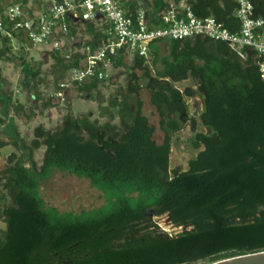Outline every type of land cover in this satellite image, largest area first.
<instances>
[{
  "label": "trees",
  "instance_id": "obj_1",
  "mask_svg": "<svg viewBox=\"0 0 264 264\" xmlns=\"http://www.w3.org/2000/svg\"><path fill=\"white\" fill-rule=\"evenodd\" d=\"M1 1L3 29L15 39L20 56L12 57L10 40L0 35V126L8 138L0 139V148L15 150L0 169V264H210L264 251V78L254 51L245 49L241 60L224 43L193 37L157 40L147 59L124 58L120 52L112 67L124 69L125 84L106 102L100 88L107 78L72 87L81 99L99 104L104 122L75 116L68 105L54 129L37 125L26 142L13 117L30 120L36 111L56 107L59 85L83 66L81 49L105 43L108 25L99 19H67L68 33L57 39L74 44L47 51L54 91L44 97L43 63L27 59L22 49L27 39L4 14L16 4L25 8L28 0H12L6 7ZM116 1L127 16L145 9L151 20L170 3ZM185 1L196 17H212L231 33L239 31L236 0ZM248 1L252 17L264 22V0ZM80 26L88 37L77 43ZM15 61L24 103L15 100L2 75L1 64ZM188 78L195 90L175 87ZM142 90L158 114L161 144L153 140L155 128L143 115ZM195 96L202 101L197 122L207 132L195 134L191 146L197 154L187 170L170 174L174 136L197 123L187 103ZM41 148L38 167L34 152ZM54 170L88 180L107 204L81 214L46 209L39 184ZM164 215L183 230L175 235L161 231L153 219Z\"/></svg>",
  "mask_w": 264,
  "mask_h": 264
},
{
  "label": "built area",
  "instance_id": "obj_2",
  "mask_svg": "<svg viewBox=\"0 0 264 264\" xmlns=\"http://www.w3.org/2000/svg\"><path fill=\"white\" fill-rule=\"evenodd\" d=\"M236 1V17L240 25L236 33H231L212 17H196L185 0L171 1L154 20L145 9L138 10L134 17L127 16L116 0H50L38 16H29L24 7L16 4L8 7L4 14L13 22V30L21 32L29 44L48 45L55 51H62L65 47V39H57V35H67V19L81 17L86 22L99 19L107 23V41L97 48L83 47L80 51L84 54L83 66L71 70L59 85L60 90L54 96L63 98L70 87L86 84L95 78H107L112 59L120 52L124 58L137 55L147 59L150 45L162 38H208L224 43L241 60L246 59L244 50L250 49L258 58V70L264 78V22L252 17L253 8L248 0ZM3 27L0 17V35L8 38L10 43L15 41Z\"/></svg>",
  "mask_w": 264,
  "mask_h": 264
},
{
  "label": "rangeland",
  "instance_id": "obj_3",
  "mask_svg": "<svg viewBox=\"0 0 264 264\" xmlns=\"http://www.w3.org/2000/svg\"><path fill=\"white\" fill-rule=\"evenodd\" d=\"M165 1L171 2V0ZM11 2L12 0H2L1 4L3 7H6ZM49 2L50 0H28L25 9L28 10L29 13L32 11L43 10ZM87 37L88 35L86 34L85 29L83 26H80L76 42L82 43L87 39ZM10 46L12 57L18 59L20 52L16 49L15 41H11ZM50 48L51 47L48 45L32 46L28 42L23 45L22 48L23 53L28 60H41L43 63L42 77H44L48 82L47 88H43L41 86L44 97L52 96L54 91L52 75L50 74L53 61L47 54V51H49ZM64 50L66 49H63V51ZM15 62L2 63V75L6 81H8L15 100L24 103L26 102V97L20 83L22 77L20 75V69L17 66L18 61ZM124 84V69L112 67L108 73L107 81H105L103 86L100 88L104 101L106 102V100L115 93L116 89ZM175 87L182 92L187 88L196 89V85L193 83L191 78H188L180 83H176ZM141 99L143 102V115L148 119L149 124L155 128L153 140L156 144H161L164 134L159 129L158 114L154 107L150 104V94L146 90H142ZM53 103L56 107L48 108L42 111V113L36 111L30 120H28L24 115L13 117L14 123L19 127L21 137L26 142H29L33 138V129L37 125L42 124L46 128L54 129L61 122L62 115L66 112L68 105L72 108V112L75 116L88 115L90 119H98L100 122H104L106 120V118H99V104L97 102H93L88 99H81L75 88L72 87L67 90V94L64 95L63 98L54 97ZM187 103L189 106V116H193L197 122V115L194 116V112H197L198 114V111L202 109L201 98L195 96L192 99H187ZM3 129L4 127L0 126V130ZM198 132H207V130L202 128L198 122L192 126H190L189 123L182 131L174 136L170 154V174H172V171L174 170H187V163L189 159L195 157L197 154V151L192 148L191 142L194 139L195 134ZM0 139L8 141V138L2 134L0 135ZM13 151L15 150L12 147L0 148V169L6 165V158ZM43 152L44 148L34 152V160L37 162L38 167L42 164ZM39 196L46 209L54 208L59 213L81 214L82 212L99 209L107 204V201L102 193L91 187L88 180L77 178L57 170H54L47 179L40 182ZM153 220L161 231L169 235L178 234L183 230L181 227H174L171 225L166 215L155 217ZM3 227L4 224L0 222V228Z\"/></svg>",
  "mask_w": 264,
  "mask_h": 264
},
{
  "label": "water",
  "instance_id": "obj_4",
  "mask_svg": "<svg viewBox=\"0 0 264 264\" xmlns=\"http://www.w3.org/2000/svg\"><path fill=\"white\" fill-rule=\"evenodd\" d=\"M197 112H194V116ZM210 264H264V251L223 259Z\"/></svg>",
  "mask_w": 264,
  "mask_h": 264
},
{
  "label": "crops",
  "instance_id": "obj_5",
  "mask_svg": "<svg viewBox=\"0 0 264 264\" xmlns=\"http://www.w3.org/2000/svg\"><path fill=\"white\" fill-rule=\"evenodd\" d=\"M48 5H46V7H47ZM45 7V8H46ZM44 11V9L43 10H38V11H32L31 12V16H38V15H40L42 12ZM29 15V14H28ZM65 41V47H64V49H66V50H69L72 46H73V44L74 43H71V42H66V40H64ZM8 125V124H7ZM16 125V127L18 128V131H19V133H20V130H19V127H18V125L17 124H15ZM8 128V127H7ZM5 129V128H4ZM4 129L2 130V135H5V131H4ZM1 131V130H0ZM4 132V133H3ZM7 147H10V146H7Z\"/></svg>",
  "mask_w": 264,
  "mask_h": 264
}]
</instances>
